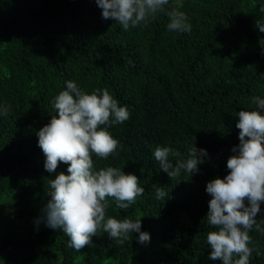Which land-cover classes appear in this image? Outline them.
<instances>
[{
    "label": "trees",
    "instance_id": "obj_1",
    "mask_svg": "<svg viewBox=\"0 0 264 264\" xmlns=\"http://www.w3.org/2000/svg\"><path fill=\"white\" fill-rule=\"evenodd\" d=\"M264 0H169L179 6L191 32L167 29L166 13L125 31L102 18L96 0H0V207L16 214L0 232V264H221L209 259L210 195L206 184L228 173L239 144L238 112L264 98ZM72 80L87 93L108 90L130 118L108 127L119 141L97 169L112 166L135 174L145 189L134 205L119 209L108 199L106 217L141 219L150 242L133 232L124 243L95 235L77 252L61 229L41 220L49 181L38 130L49 123L53 101ZM207 150L199 171L170 178L154 157L169 147L175 166L192 146ZM167 195L157 200L155 188ZM264 219V203L257 220ZM249 264H264V235L250 232Z\"/></svg>",
    "mask_w": 264,
    "mask_h": 264
},
{
    "label": "clouds",
    "instance_id": "obj_2",
    "mask_svg": "<svg viewBox=\"0 0 264 264\" xmlns=\"http://www.w3.org/2000/svg\"><path fill=\"white\" fill-rule=\"evenodd\" d=\"M96 4L102 9V18L114 20L125 31L146 26L158 13L169 17V31L192 30L179 6L167 8L169 0H96ZM259 10L264 12V4ZM256 27L264 32V23L256 21ZM252 103L256 105L254 110L238 112L239 144L232 147L233 155L227 159V175L206 184L211 197L206 214L212 228L206 237L211 249L209 259L221 264H249L253 251L261 255L259 248L250 247V232L264 235V219L257 220L264 203V98L254 96ZM9 111V106H0V115L7 116ZM52 112L58 115H52L37 132L38 146L45 155L44 167L49 173L56 172L61 163L68 167L67 173L61 171L49 181L50 199L36 224L43 220L47 227L61 229L77 252L91 244L93 236L103 233L121 244L133 232L139 233L141 244L150 242V234L141 231L140 218L106 217L109 198L119 209H127L143 195L145 189L139 178L117 167L97 169L93 160V156L107 159L116 152L119 141L108 127L130 118L127 106H120L106 89L89 94L69 80L65 90L55 97ZM170 154L181 155L169 147L158 146L154 151L160 168L171 179L182 171L197 173L208 156L206 149L194 145L188 149V158L173 166ZM153 187L156 199L164 200L167 192Z\"/></svg>",
    "mask_w": 264,
    "mask_h": 264
},
{
    "label": "rangeland",
    "instance_id": "obj_3",
    "mask_svg": "<svg viewBox=\"0 0 264 264\" xmlns=\"http://www.w3.org/2000/svg\"><path fill=\"white\" fill-rule=\"evenodd\" d=\"M16 214V209L11 204H4L0 207V232H4L6 230V223L11 220Z\"/></svg>",
    "mask_w": 264,
    "mask_h": 264
}]
</instances>
